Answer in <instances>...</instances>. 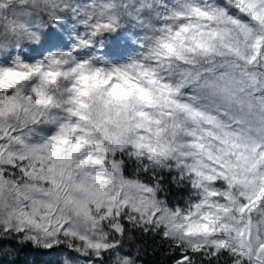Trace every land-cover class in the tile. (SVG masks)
<instances>
[{
    "label": "rangeland",
    "instance_id": "1",
    "mask_svg": "<svg viewBox=\"0 0 264 264\" xmlns=\"http://www.w3.org/2000/svg\"><path fill=\"white\" fill-rule=\"evenodd\" d=\"M118 215L264 263V0H0V227L95 264Z\"/></svg>",
    "mask_w": 264,
    "mask_h": 264
},
{
    "label": "trees",
    "instance_id": "2",
    "mask_svg": "<svg viewBox=\"0 0 264 264\" xmlns=\"http://www.w3.org/2000/svg\"><path fill=\"white\" fill-rule=\"evenodd\" d=\"M44 23L48 18L40 13ZM122 174L128 175V159L118 155ZM150 168H139L136 175L151 184L159 199L167 205H178L189 196L191 189L177 168L169 161L154 162ZM120 228L115 230L105 221L99 222V229L105 233L108 248L91 256L81 252L80 257L95 264H249L238 255L224 248H186L169 239L159 229L137 225L118 215ZM70 244L56 239L50 248L39 246L24 238L19 232L0 227V264H65L63 253L74 254ZM120 256V258H116ZM264 264V263H263Z\"/></svg>",
    "mask_w": 264,
    "mask_h": 264
}]
</instances>
